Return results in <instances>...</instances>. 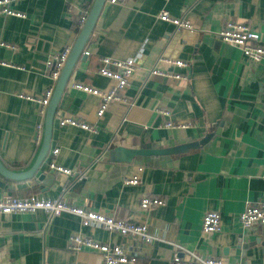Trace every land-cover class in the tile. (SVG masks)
<instances>
[{"label": "crops", "instance_id": "0c3cea01", "mask_svg": "<svg viewBox=\"0 0 264 264\" xmlns=\"http://www.w3.org/2000/svg\"><path fill=\"white\" fill-rule=\"evenodd\" d=\"M93 1L23 0L12 8L25 18L0 17V63L23 68L0 64V162L12 172L34 163L40 144L36 127L44 122L37 104L18 95L40 97L52 85L45 63L72 47L81 9L90 10ZM162 12L187 19L193 29L160 21ZM228 20L249 26L264 43V0H132L123 6L105 1L83 49L90 55L77 61L59 99L49 153L35 175L45 178L13 181L0 175V197L62 200L144 223L161 241L146 245L83 227L67 213L0 215V264H102L99 253L68 250L75 235L121 245L137 256L136 264H171L174 255L187 260L175 246L224 264H264V226L243 230L237 220L247 205L264 203V61L250 62L218 39ZM100 57L134 59L136 71L122 96L129 105L114 103L97 118L99 99L72 86L108 85L96 74ZM169 57L186 67L161 62ZM155 67L185 80L150 76ZM62 117L85 122L95 132L60 127ZM168 121L190 126L169 129ZM141 149L170 152L126 153ZM50 160L76 177L50 171ZM137 174L141 185L123 184ZM144 197L165 205L142 211ZM211 211L220 215L221 230L206 234L201 221Z\"/></svg>", "mask_w": 264, "mask_h": 264}, {"label": "built area", "instance_id": "2783aa9c", "mask_svg": "<svg viewBox=\"0 0 264 264\" xmlns=\"http://www.w3.org/2000/svg\"><path fill=\"white\" fill-rule=\"evenodd\" d=\"M23 0H0V17H16L19 19L25 16L15 11L12 6ZM132 0H106L109 5L123 6L125 3ZM89 8L83 7L78 18V29L80 30L86 21ZM158 19L165 23H170L176 29L188 30L193 29L192 24L187 19H178L170 17L168 13L162 12ZM218 39L228 45L238 48L243 57L253 63H260L264 61V43L261 42L260 36L253 31L249 26L228 20L222 25V28L217 34ZM8 49H14L9 45H3ZM71 47H64L54 57L49 58L46 63V72L52 85L45 90L40 97H31L27 95H18L19 99L30 101L37 104V115L44 119L47 107L49 105L53 89L56 81L59 78L60 72L67 60ZM87 58L90 55L89 51L84 52ZM161 62L172 67L182 69L186 67V63L180 59L163 58ZM5 67H13L22 70L21 67H14L10 64L0 63ZM136 71V64L134 59L116 60L110 57H100L99 67L96 74L108 80V85L104 88H96L87 86L81 83H74L73 89L83 93L92 95L99 99V106L96 111V117L101 118L109 107L114 103H122L129 105L123 96V92L129 86L130 79ZM150 76L161 77L166 80L184 81L185 76L178 73H171L159 68H152L149 71ZM164 117H168V113L161 111ZM60 127H74L83 131L94 133L95 128L85 122L78 121L69 117H62L58 119ZM189 123H176L168 121L165 127L169 129H185L188 128ZM36 143L39 144L42 137L43 125L39 123L36 127ZM58 150L54 149L51 152L52 156H56ZM50 171L58 174H63L69 177H76L71 170L64 169L53 160L48 163ZM142 172V168L138 169V173ZM142 180L139 174L124 180L125 186L141 185ZM165 203L161 199L144 197L141 199L139 207L142 211H146L155 207H162ZM37 211H42L48 217H57L63 213L76 216L81 226L83 227H98L102 230L117 234L121 237L133 238L142 244H152L155 241H161L158 237L149 233L148 226L144 223H134L130 221H123L113 216L102 213H97L83 208L74 207L62 200H46L37 195H28L24 197L3 196L0 197V215H15L28 213L32 214ZM238 223L243 230H248L253 226H264V203L259 205H247L245 209L237 216ZM221 217L217 212L211 211L203 215L201 221V231L206 234L220 232ZM179 251H183L188 259H182L178 255H174L171 264H224L221 259L203 258L194 252H187L183 248L175 246ZM68 250L72 252H80L83 250L93 251L99 253L102 258V264H136L137 256L129 255L126 249L121 245H106L96 242L88 237L75 235L69 239Z\"/></svg>", "mask_w": 264, "mask_h": 264}, {"label": "water", "instance_id": "95a60500", "mask_svg": "<svg viewBox=\"0 0 264 264\" xmlns=\"http://www.w3.org/2000/svg\"><path fill=\"white\" fill-rule=\"evenodd\" d=\"M106 0H94L89 13L87 15L86 21L84 22L82 28L78 32V35L71 47L70 53L67 57V60L60 72L59 78L55 83L53 93L49 102V105L47 107L45 116H44V122H43V129H42V137L39 144L38 153L36 156V159L32 166L22 172H12L8 169H6L3 164L0 162V175L6 179L13 180V181H19V180H28L31 178H34L37 172L39 171L45 157L49 153L50 149V141L52 136V129H53V121L56 114V109L58 106L59 99L67 85L68 79L73 71V68L75 67L77 61L79 59L84 60L86 59L85 55L83 54V49L88 41V38L95 26V23L101 13V10L105 4ZM184 149V147H182ZM180 149V150H183ZM131 152V151H130ZM126 152L127 154L131 155H141V156H150L152 154H166L170 151H160L157 153L156 151H151L148 149H141L139 151H132L131 153ZM37 178L39 181L43 180L45 178V175L40 174ZM3 183H0L2 185Z\"/></svg>", "mask_w": 264, "mask_h": 264}, {"label": "trees", "instance_id": "16d2710c", "mask_svg": "<svg viewBox=\"0 0 264 264\" xmlns=\"http://www.w3.org/2000/svg\"><path fill=\"white\" fill-rule=\"evenodd\" d=\"M79 32V29H77V33Z\"/></svg>", "mask_w": 264, "mask_h": 264}]
</instances>
